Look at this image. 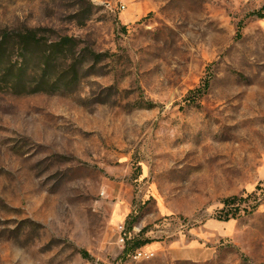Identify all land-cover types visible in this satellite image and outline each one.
I'll return each mask as SVG.
<instances>
[{"label": "rangeland", "instance_id": "374dc122", "mask_svg": "<svg viewBox=\"0 0 264 264\" xmlns=\"http://www.w3.org/2000/svg\"><path fill=\"white\" fill-rule=\"evenodd\" d=\"M255 11L264 0H0V32L73 37L86 57L72 90L0 82V264H264ZM233 196L240 214L219 220Z\"/></svg>", "mask_w": 264, "mask_h": 264}, {"label": "trees", "instance_id": "16d2710c", "mask_svg": "<svg viewBox=\"0 0 264 264\" xmlns=\"http://www.w3.org/2000/svg\"><path fill=\"white\" fill-rule=\"evenodd\" d=\"M252 15L264 17L261 11H255ZM47 31L33 28L26 30L6 28L0 32V82H5L19 94L72 90L78 85L86 57L76 55V39L65 36L53 41L45 34H40ZM18 50L19 56H14L15 51ZM68 52L72 53V58ZM90 54L96 62L108 55L92 50ZM35 61L37 67L33 68L31 64ZM243 199L239 196L225 199L224 216L220 215L218 219L227 221L236 218L241 211L237 203ZM147 243L137 242L135 248Z\"/></svg>", "mask_w": 264, "mask_h": 264}, {"label": "built area", "instance_id": "2783aa9c", "mask_svg": "<svg viewBox=\"0 0 264 264\" xmlns=\"http://www.w3.org/2000/svg\"><path fill=\"white\" fill-rule=\"evenodd\" d=\"M150 255H152V253L144 251L142 249L137 251V256H139V257H141V256H150Z\"/></svg>", "mask_w": 264, "mask_h": 264}, {"label": "crops", "instance_id": "0c3cea01", "mask_svg": "<svg viewBox=\"0 0 264 264\" xmlns=\"http://www.w3.org/2000/svg\"><path fill=\"white\" fill-rule=\"evenodd\" d=\"M188 252V251H187Z\"/></svg>", "mask_w": 264, "mask_h": 264}]
</instances>
